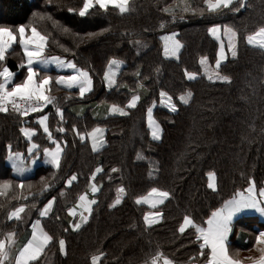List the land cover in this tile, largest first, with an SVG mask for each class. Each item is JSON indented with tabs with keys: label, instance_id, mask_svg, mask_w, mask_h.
<instances>
[{
	"label": "trees",
	"instance_id": "1",
	"mask_svg": "<svg viewBox=\"0 0 264 264\" xmlns=\"http://www.w3.org/2000/svg\"><path fill=\"white\" fill-rule=\"evenodd\" d=\"M47 1L0 0V27L15 31L23 25L27 33L36 27L47 37L44 55L72 60L78 67L88 69L93 90L81 98L77 89L66 90L53 79L51 92H56L53 96L64 110L62 126L68 129L63 134L56 131L60 121L55 108L49 105L45 113L49 114L53 135L68 142L59 171L43 156V149L54 145L35 122L42 113L33 117H19L10 109L0 113V183L13 182L12 188L0 195V239L10 231L16 232L15 244L11 246V255L15 256L30 238L32 223L40 219L54 241L41 255L39 264H91V257L100 253L103 257L99 264H151L158 251L176 264H189V257L197 255L199 246L194 230L187 229L184 234L178 231L184 215L202 223L235 191L246 188L249 178L263 186L264 50L248 45L246 37L264 25V0H248L251 7L239 13L225 9L214 15L205 9L203 17L187 12L183 13L184 19H179V9L185 4L197 9L205 7L203 0H131V13L121 15L112 7L104 11L96 6L84 17L78 14L84 0ZM166 6L177 9L175 22L161 11ZM70 7L76 11L69 12ZM214 23L231 25L239 33L237 58L233 59L226 48L228 58L220 69L231 78L230 83L209 81L199 63L206 56L209 66L215 67L219 42L207 31ZM107 28L110 31H101ZM89 32L100 34L89 38ZM173 32L184 45L179 60L164 56L162 37ZM224 43L227 46L226 38ZM21 57L17 40L6 55L5 66L15 72ZM111 58L125 63L117 76L121 86L108 90L103 73ZM137 70L141 73L139 78L135 75ZM185 70L196 72L197 79L189 81ZM47 73L58 75L54 69ZM138 83L145 88L139 89ZM129 89L141 95L137 107L125 117L108 115L111 104H127L133 94ZM161 90L172 96L177 112H170L160 103ZM188 90L192 99L183 104L179 96ZM153 101L154 119L163 129L160 141L152 139L147 124V108ZM73 124L81 132L97 125L104 128L106 143L101 151L93 153L90 141L81 143L71 131ZM21 127L37 129L32 142L39 149H34L33 155L28 153L30 143L20 132ZM9 145L13 154L23 155L21 166L32 167L30 174L18 175L13 169ZM138 153L143 159H137ZM32 160L35 163L29 166ZM97 166L104 169L96 178L101 185L94 197L97 204L93 205L88 222L72 231L73 218L67 210L82 193L93 198L88 177ZM113 167L120 171L112 173ZM209 172L216 173L217 193L207 187ZM72 173L78 175V180L67 187L66 180ZM42 177L52 185L47 191H43ZM21 181L23 188L17 187ZM118 187L125 188L122 201L109 207L116 199ZM153 187L170 191L172 196L159 206L163 219L149 229L145 227L144 215L156 209L145 203L138 205L135 200L148 196ZM52 197H56L52 211L47 217H40L39 210ZM20 205H26L21 214L23 220H7V214ZM60 238L66 240L67 255L59 252ZM202 261L198 258L195 263Z\"/></svg>",
	"mask_w": 264,
	"mask_h": 264
},
{
	"label": "snow or ice",
	"instance_id": "2",
	"mask_svg": "<svg viewBox=\"0 0 264 264\" xmlns=\"http://www.w3.org/2000/svg\"><path fill=\"white\" fill-rule=\"evenodd\" d=\"M205 7L194 8L187 4L179 9V19H184L183 13L191 12L193 15L199 14L204 16L205 9L209 14H220L223 10L227 9L234 13H239L242 9L251 7L248 0H203ZM107 11L109 7H112L121 15L131 13L133 11L131 0H84L83 6L79 9V16L84 17L89 14V10L95 8ZM69 12L76 11L73 8L68 9ZM164 13L168 14L172 21L177 19L178 11L175 8L166 6L161 9ZM44 17H41L43 19ZM50 18V17H48ZM165 21H161V27L164 26ZM19 37L16 32L7 27H0V62L6 60V55L13 44L17 43L23 49L25 62L18 65V68L25 69V75L19 82L15 81L16 73H14L9 67L4 66L0 68V113H8L9 106L11 110L15 112L19 117H29L32 113H42L37 116L36 122L43 130V133L47 136L48 140L55 145L54 148L45 147L43 149V156L45 162L50 164L53 169L59 171L61 168V162L65 155V150L68 146L66 140L61 141L53 135L52 130L49 127V114L45 113V109L51 105L55 108V114L59 118L60 124L57 126L56 131L63 134L68 131L62 125L65 123L64 110L59 106L57 97L50 95L53 79L57 86H61L64 89L72 90L77 89L81 98L93 90V78L88 69L78 67L72 60H67L59 56L46 57L44 55L47 37L42 35L36 27L30 29L31 35H27L28 29L21 25L17 29ZM68 31V29H64ZM102 32L108 31V29L101 30ZM208 34L219 42V51L216 55L215 67L212 68L208 64V58L202 56L200 58V65L204 75L207 79L213 83L219 81L221 83H230L231 78L228 75L222 74L220 69L222 62L227 60V52L231 53L233 59L238 56V43L239 33L237 29L231 25L212 24L208 28ZM100 33L89 32L87 37L91 38ZM177 33L173 32L169 36H164L162 39L165 41L164 56L166 58H175L179 60V53L184 47L183 43L177 38ZM224 38L227 39V46H225ZM247 44L253 47H258L264 50V25L259 26L255 31L246 37ZM137 45L140 41L135 42ZM68 51V49H65ZM124 61L111 58L109 59L106 69L103 73V80L108 90L113 88H119L121 85L118 83L117 76L120 73L121 67L124 65ZM50 64H55L58 69L71 70L70 74L56 75L53 78L47 73V69ZM159 72V69H157ZM139 78L141 73L139 70L135 73ZM185 77L189 80L197 79L196 72H190L185 70ZM146 79V77H145ZM139 89L145 88L143 83H138ZM133 92L131 98L127 104L121 107L118 104H111L107 109L108 115H119L121 117L128 116L129 110L135 109L138 102L141 100V95L135 90L129 89ZM192 92H187L179 96V100L183 104H188L192 99ZM161 103L172 113L178 111L177 105L173 103V98L166 91H160ZM155 107V101L152 106L147 108V123L151 132V137L154 141H160L162 139L163 129L160 124L154 119L153 108ZM71 131L79 138L81 143L90 141L91 151L98 153L104 147L106 141L104 139L105 129L97 125L92 128L91 131L81 132L75 124L72 125ZM20 132L29 141L30 147L28 148L29 155H33V150H38L39 145L32 142V138L37 135V129L31 127H21ZM137 159H143L142 154H137ZM9 160L12 162V167L15 171L21 175L26 170L21 166L20 161L23 160V155L20 153L13 154L11 152V146L9 145ZM104 169L101 166H97L88 177V185L93 198H89L87 192L79 195L75 204L69 207L67 212L68 216L72 217L70 222L71 230L78 231L82 225L86 224L93 213V205L97 204V200L94 198L95 194L101 189V185L96 182L97 175L102 173ZM120 169L113 167L112 173H116ZM151 175V173H150ZM55 178V173H53ZM111 180V176H108ZM78 180V175L72 173L66 180V186L70 187L74 181ZM43 183V191H47L52 185L50 182H45V178H41ZM13 182L11 180H5L0 183V195L4 194V190L12 188ZM17 187L23 188L24 183L21 181ZM207 187L212 190L213 193L218 192V183L215 172L208 173ZM125 193L124 187L117 188V196L115 201L109 205V207H115L122 201V196ZM42 194V193H41ZM64 195L63 192L60 193ZM29 195H33L29 193ZM172 196V193L167 190H162L153 187L148 196H140L135 200L136 204H148L151 208L156 209L154 212H149L144 215V224L146 228H151L153 225L159 223L163 219V211L159 208L160 205H164L165 201H168ZM27 199V197H25ZM56 197H52L43 205L39 210L40 217H47L52 211ZM26 205H20L14 208L7 214V220L21 222L23 220L22 213L25 212ZM254 210L264 216V186H258L256 181L249 178L247 181V187L243 190L235 191L229 199H225L220 207H216L207 216L206 220L202 223H197L194 217L185 214L183 221L180 224L178 231L184 234L187 229L194 230V239L198 243L199 249L196 256L189 257L190 264H195L198 258H202L203 264H242V261L234 258L229 254V234L232 232L233 219L238 214L246 211ZM56 219H60L58 216ZM31 237L27 239L26 243L18 250V255H11V246L15 244L14 237L15 231H10L6 234L4 239H0V264H39L41 255L45 252L48 246L54 241V236L49 234L41 226V220L36 219L31 225ZM68 231L67 228L64 229ZM59 252L63 255H67L66 240L60 238L58 240ZM257 251L260 253L259 258L249 257L252 264H264V231H260L256 236ZM103 253L99 255H93L91 257V264H99L102 259ZM163 260V264H176L175 261L165 256L162 252H156L152 257L151 264H159L160 260Z\"/></svg>",
	"mask_w": 264,
	"mask_h": 264
},
{
	"label": "crops",
	"instance_id": "3",
	"mask_svg": "<svg viewBox=\"0 0 264 264\" xmlns=\"http://www.w3.org/2000/svg\"><path fill=\"white\" fill-rule=\"evenodd\" d=\"M29 35L31 34L29 33ZM18 45L21 49V54H23V57H21L20 61L18 62V65H21L22 63L25 62L26 58L24 56L23 49L20 46L19 42H18ZM18 65H17V70L14 72L17 74L15 77L16 82L21 81L23 79L22 77L25 75V69L18 68ZM48 69H54L56 73H58V75L70 74V71H71V70L58 69L55 64H50ZM21 70H23L24 72H21ZM29 163H30L29 166H33L35 161L32 160ZM10 164L12 166L11 161H10ZM20 164H23V162L21 161ZM31 171H32V167H29L23 172L22 175H24L25 173L30 174ZM17 174L20 175V173L18 172ZM260 231H264V216H262L258 212H255L254 210H252V212L248 214H238L233 219L232 232L229 234V239H228L229 254L232 255L234 258L241 260L242 264H252V261L248 259L249 256L246 253L248 250L251 249V246H252V240H250V237L257 236ZM241 245H245V248H242ZM16 255H18V253H16ZM259 256L257 258H259ZM159 264H163V260L159 262ZM200 264H203V263H200Z\"/></svg>",
	"mask_w": 264,
	"mask_h": 264
},
{
	"label": "rangeland",
	"instance_id": "4",
	"mask_svg": "<svg viewBox=\"0 0 264 264\" xmlns=\"http://www.w3.org/2000/svg\"><path fill=\"white\" fill-rule=\"evenodd\" d=\"M49 2V3H48ZM50 3H52V0H49V1H47V4H50ZM51 5H54V4H51ZM108 29V31H110V29L109 28H107ZM13 30V29H12ZM14 32H16V34H17V37H19V33H18V31L17 30H15ZM30 34H31V32H29ZM29 33H27V35H29ZM12 48H13V45H12V47L9 49V51H8V53H10L11 51H12ZM7 53V54H8ZM21 56L23 57V54H21ZM85 56H89V54H86ZM0 64L2 65V66H0V67H4L5 66V62H0ZM21 72H24L23 70H21ZM23 78V77H22ZM53 78H55V77H53ZM53 90V89H52ZM55 93L56 92H54V93H50V95H55ZM79 95V94H78ZM160 103H161V101H160ZM162 104V103H161ZM163 106H164V104H162ZM167 108V107H166ZM168 109V108H167ZM148 124V123H147ZM263 186H264V182H263ZM229 198H231V197H229ZM228 198V199H229ZM250 240H252V246H251V249L250 250H248L247 251V255L249 256V257H252V258H257L259 255H260V253L257 251V247H259V246H257L256 245V236H252V237H250ZM156 254V253H155ZM155 254H154V256H155ZM239 255V254H238ZM245 255V254H244ZM241 257H243V256H241ZM162 261V259L159 261V262H161ZM202 263H203V261H202ZM190 264V263H189Z\"/></svg>",
	"mask_w": 264,
	"mask_h": 264
},
{
	"label": "built area",
	"instance_id": "5",
	"mask_svg": "<svg viewBox=\"0 0 264 264\" xmlns=\"http://www.w3.org/2000/svg\"><path fill=\"white\" fill-rule=\"evenodd\" d=\"M9 109L11 110V107L9 106ZM47 109V108H46ZM45 109V110H46ZM37 113H32V114H30V116L29 117H33V116H35ZM252 212V210H246V211H244V212H242V213H240V214H248V213H251Z\"/></svg>",
	"mask_w": 264,
	"mask_h": 264
}]
</instances>
